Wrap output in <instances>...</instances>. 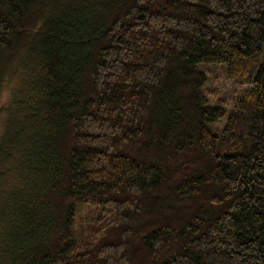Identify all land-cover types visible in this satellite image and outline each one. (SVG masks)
Instances as JSON below:
<instances>
[{
	"label": "trees",
	"instance_id": "16d2710c",
	"mask_svg": "<svg viewBox=\"0 0 264 264\" xmlns=\"http://www.w3.org/2000/svg\"><path fill=\"white\" fill-rule=\"evenodd\" d=\"M9 86L0 264H264V0H0Z\"/></svg>",
	"mask_w": 264,
	"mask_h": 264
},
{
	"label": "rangeland",
	"instance_id": "374dc122",
	"mask_svg": "<svg viewBox=\"0 0 264 264\" xmlns=\"http://www.w3.org/2000/svg\"><path fill=\"white\" fill-rule=\"evenodd\" d=\"M198 68L207 75L208 80L204 87V93L207 95L209 104L221 107L229 113L233 101L241 95L244 86H240L230 79L225 72L224 66L200 63ZM15 84V82L12 83V88ZM10 93V86L2 90L0 96L1 105L7 103ZM224 124V119H221L216 124L211 125L210 128L213 132L219 133Z\"/></svg>",
	"mask_w": 264,
	"mask_h": 264
}]
</instances>
